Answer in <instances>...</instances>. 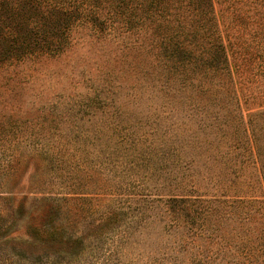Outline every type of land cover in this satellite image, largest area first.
Masks as SVG:
<instances>
[{
    "label": "rangeland",
    "instance_id": "rangeland-1",
    "mask_svg": "<svg viewBox=\"0 0 264 264\" xmlns=\"http://www.w3.org/2000/svg\"><path fill=\"white\" fill-rule=\"evenodd\" d=\"M244 10L243 17L236 14L243 20L240 58L227 48L229 66L219 59L207 73L193 62L175 74L163 60L167 52L154 48L150 39L140 45L122 30L96 36L86 28L58 56L27 59L0 72V130L8 132L0 138V205H8L11 194L16 202L33 196L40 189L30 183L37 173L47 172L43 180L49 184L56 163L42 161L39 152L45 144L50 159L54 139L68 148L70 167H83L84 178L72 173L66 183L102 193L95 204L103 209L131 206L122 220L127 226L120 224L105 241L91 239L87 252L69 264H150L151 229L141 228L138 245L132 244L136 193L161 188L165 194L264 195V41L258 43L264 18ZM187 50L189 60L199 54L194 47ZM15 158L26 171L7 177L6 166ZM169 170L177 175L172 184L165 180ZM9 217H0V226ZM23 226L16 223L13 231ZM125 234L129 241L122 250ZM4 247L0 257L8 252L9 264H29L27 258L40 253L39 248L23 253ZM53 261L63 264L57 256ZM0 264L7 263L0 259Z\"/></svg>",
    "mask_w": 264,
    "mask_h": 264
},
{
    "label": "trees",
    "instance_id": "trees-1",
    "mask_svg": "<svg viewBox=\"0 0 264 264\" xmlns=\"http://www.w3.org/2000/svg\"><path fill=\"white\" fill-rule=\"evenodd\" d=\"M247 8L259 15L258 19L264 18V0H0V72L27 59L58 56L76 32L86 28L96 36L122 30L140 42L150 39L154 48L167 52L163 60L175 74L193 62L198 71L207 73L219 59L229 66L227 48L235 59L240 58L243 20H237L236 14L242 16ZM259 37L258 43L263 42L264 33L259 32ZM190 47L199 53L194 60H189ZM203 56L205 60L199 61ZM254 114L248 117L253 130ZM7 134L0 130L1 140ZM55 142L53 139L51 144L56 152L50 159L45 144L39 152L42 161L56 163L50 168L54 180L46 184L43 178L47 172L37 173L30 183L40 184V189L33 196H19L16 202L11 194L9 204L0 205V217H12L0 226V248L9 246L23 253L39 248L35 259L27 258L29 264H54L56 256L69 264L73 257L87 252L91 239L101 242L114 237L119 225H126L122 220L131 209L130 205L103 209L95 204L102 193L83 192L77 190L79 185L66 183L72 173L84 178L83 167H70L65 153L68 148ZM153 164L158 180L161 174L155 158ZM20 171H26V164L15 158L9 160L4 175ZM260 177L264 182L262 168ZM176 179L169 170L166 183ZM136 194L132 244L138 245L141 228L151 229L150 264H264V195H224L207 190L165 194L161 188ZM16 223L24 225L21 231H13ZM123 239L125 250L129 239L126 234ZM0 259L12 262L8 252Z\"/></svg>",
    "mask_w": 264,
    "mask_h": 264
}]
</instances>
